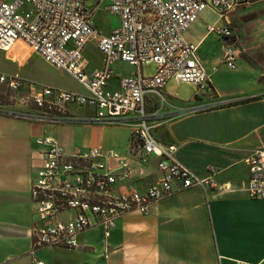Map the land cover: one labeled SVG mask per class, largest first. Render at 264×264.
<instances>
[{"label": "built area", "instance_id": "1", "mask_svg": "<svg viewBox=\"0 0 264 264\" xmlns=\"http://www.w3.org/2000/svg\"><path fill=\"white\" fill-rule=\"evenodd\" d=\"M87 1L0 0V50L10 51L22 43L85 90L35 85L18 74L0 72V94L10 98V103L0 102V114L48 126L78 121L131 126L129 154L141 166L157 157L161 176L144 191L120 192L116 184L131 179L135 170L118 152L98 146L67 152L54 136L37 137L42 163L31 186L33 256L43 248H78L80 235L95 227L103 229L107 240L125 215L148 214L154 203L190 188H211L218 194L236 191L230 184L214 181L213 166L200 176L183 164L177 157L178 146L159 140L153 129L168 106L165 87L169 81L190 84L197 95L210 88V74L199 58L198 46L185 33L205 10L226 17L249 0H93L90 8ZM101 5L120 18V26L108 34L93 22ZM207 30L219 38L232 37L229 21L209 25ZM89 43L96 44L103 56L102 66L92 71L84 55ZM240 53L236 42L226 43L223 62L236 69ZM118 62L134 70L118 77L117 87L111 88ZM151 64L155 72L146 75L144 67ZM149 96L155 99L152 107ZM72 107L93 113L79 118L71 113ZM184 113L188 110L180 114ZM245 162L249 178L238 190L264 200V148L254 150ZM31 264L44 262L33 259Z\"/></svg>", "mask_w": 264, "mask_h": 264}, {"label": "crops", "instance_id": "2", "mask_svg": "<svg viewBox=\"0 0 264 264\" xmlns=\"http://www.w3.org/2000/svg\"><path fill=\"white\" fill-rule=\"evenodd\" d=\"M208 11L216 15L214 21ZM229 16L222 17L207 9L185 33L186 39L198 46L199 58L210 74V88L198 95L195 90L188 101L180 100L175 92L176 96L162 111L163 116L155 120L157 127L153 132L165 144L177 145L178 159L198 175L205 176L207 167L213 166L214 181L218 185L230 184L236 191L218 194L211 188L206 191L190 188L154 203L148 214L125 215L107 240L103 229L95 227L80 235L78 248H43L33 256L35 216L31 186L42 163L40 149L35 144L40 134L33 130L38 123L0 114V264H31L33 259L42 260L44 264H236L238 261L264 264V200L251 199L238 190L249 178L245 159L254 150L264 148V69L252 72L248 80L232 87L230 82L225 83L218 77L224 63L223 46L237 43V40L235 37L211 38L215 33H208L207 28L231 22ZM10 52L16 60L9 61L4 53L9 64V68L4 69L14 72L8 74L25 78L21 70L29 68L31 60L37 57L51 69L68 75L22 43ZM241 53L238 58L246 59V54ZM102 64L103 56L99 65L90 68L88 62L87 68L92 71ZM148 67L155 69L152 64ZM114 69L111 88L117 87L118 77L134 70L124 62L116 63ZM237 73L236 77L242 74ZM73 81L77 84L51 81L45 85L85 92L76 80ZM171 82L177 83L171 80L167 85ZM149 100L152 107L155 99L149 96ZM206 104L217 105L207 110L190 111ZM81 109L89 108L72 107L71 113L80 115ZM183 110L188 113L180 114ZM83 124L57 126L74 134L78 129L86 137L83 144L74 143V138L65 135L56 139L67 152L98 146L111 148L109 150L127 158L135 174L129 180L119 181L116 190L144 191L160 178L157 157H151L141 166L137 158L129 154L131 126L124 125L129 128V134L123 144L110 146L105 139L106 126ZM42 126L48 130L56 128Z\"/></svg>", "mask_w": 264, "mask_h": 264}, {"label": "rangeland", "instance_id": "3", "mask_svg": "<svg viewBox=\"0 0 264 264\" xmlns=\"http://www.w3.org/2000/svg\"><path fill=\"white\" fill-rule=\"evenodd\" d=\"M86 5L88 8H90L93 5V0H88ZM208 13L210 14V19L214 21L216 19V15L210 11H208ZM229 17L231 21L230 28L232 30V37L236 38L237 46L242 52L241 54H246V59H237L236 69L232 70L224 63L219 68L220 74H218V77L225 83L230 82L229 84L232 87L239 82L248 80L252 72H259V70L264 69V0H249L245 5L237 8L236 11L231 13ZM93 22L103 34H108L111 30L120 26V18L117 15L106 11L103 8V5H101L100 11L94 14ZM215 37L218 38L216 34L211 35V38ZM4 53L6 54L9 61L16 60L12 52L7 51ZM4 53L0 51V72L14 73L13 70L4 69L6 67L9 68V64L5 60ZM84 55L88 59L90 68L99 65L102 61V55L94 43H89L87 45ZM243 64H245L246 67H244ZM243 69L245 70L244 73H242ZM125 70L129 71V68L126 67ZM239 71L242 74L239 77H236L235 75ZM21 72V75L24 76L26 80L35 85H45L47 83L50 84L51 81L73 85L74 82L73 79H71L68 75L62 72L58 73L57 71L51 69L37 57H34L31 60L29 68L23 69ZM154 72V68L145 66L144 73L146 75H150ZM167 86L168 89L165 95L168 102H170L172 98L176 96L174 94L175 92L178 93L177 97H179L180 100L188 101L193 96L195 91V88L187 83L177 84L171 82ZM0 102L10 103V98L4 94H0ZM78 114L80 115L77 116L80 117L91 116L92 110L81 109L78 111ZM83 123L74 122L73 125L82 126L84 125ZM106 127L107 130L105 131V139L109 141L110 146H113L116 143L123 144L127 140L129 134V128L127 126L113 125ZM35 128L36 129L33 130H38L40 136L42 137L51 135L56 138L65 135L72 139L74 138V143L83 144L86 142L85 135L78 131V129H76L74 134L68 129L59 128L57 126L56 128L48 130V128H45V126L37 124L35 125ZM79 129L82 128L79 127ZM156 136L158 138V134ZM109 149L111 148H108V150Z\"/></svg>", "mask_w": 264, "mask_h": 264}]
</instances>
